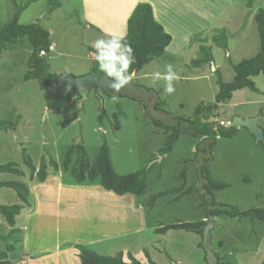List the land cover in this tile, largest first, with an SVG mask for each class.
Here are the masks:
<instances>
[{
    "label": "rangeland",
    "instance_id": "1",
    "mask_svg": "<svg viewBox=\"0 0 264 264\" xmlns=\"http://www.w3.org/2000/svg\"><path fill=\"white\" fill-rule=\"evenodd\" d=\"M80 1L60 0L61 7L50 12L47 0H0V27L12 18L15 4H27L19 23L37 22L48 30L54 47L47 54L49 73L79 77L99 72L92 44L105 35V25L111 27L110 31L122 26L118 18L103 20L102 15L107 17L105 12H100L105 24L93 25L86 19L87 13ZM94 1L86 0L88 7H94L91 4ZM97 1L106 8H115L122 20L138 0L131 3L117 0L120 4ZM150 1L154 3V8L150 5L155 20L172 39L161 57L135 73L136 85L147 90V95L128 89L130 96L112 97L90 88L80 105L74 99L75 90L66 83L57 81L40 89L36 80L23 79L30 55L25 38L1 51L0 121L10 122L12 126L0 129V165L12 162L23 176L0 172V183L23 182L29 188V196L24 204L13 189L0 186L1 205H22L14 227L0 213V253H5L0 261L80 264L79 251L74 247L85 244L102 255L122 252L125 262H129V253L141 264H147V253L157 264H209L199 234L184 230L154 232L161 225L177 221L204 220L205 210L212 205L211 196L202 187V166L211 179L227 185L214 192L215 202L235 205L240 210L264 208V150L246 128H237L232 138L217 139L211 150L207 148L209 139L183 134L170 153L161 155L159 149L165 136L151 124L152 118L165 124H177L179 118L192 119L198 104L214 101L217 76L223 82H230L234 76L233 65L259 50L253 15L258 8L264 9V0H252L251 7L246 6V0ZM221 29L227 33V51L211 39ZM201 45L210 47L213 61L195 65L193 61L200 57ZM168 64L180 77L174 82L175 93L170 96L164 93L163 80L152 79L153 73H164ZM251 79L257 91L244 88L233 92L229 102L220 104L212 112L209 121L229 126L233 116H259L258 125L264 132V75ZM104 141L119 175L153 163L142 196L126 194L112 205L110 198H97L88 188H76L89 185L72 184L68 173L61 169L55 172L51 166L47 176L58 179L51 190L45 192L41 185L46 180L29 179L23 155L30 157L36 168L41 161L49 164L50 160L60 167L69 145L83 144L89 159L93 160ZM198 143L201 149H197ZM203 147L207 149L202 151ZM183 167L186 173L181 191L189 188L188 195L174 191L181 183L175 176ZM159 192L164 193L150 205V198ZM214 220L211 243L215 254L236 264H260L264 260V224L228 217H214ZM29 243L33 246L28 247Z\"/></svg>",
    "mask_w": 264,
    "mask_h": 264
},
{
    "label": "trees",
    "instance_id": "2",
    "mask_svg": "<svg viewBox=\"0 0 264 264\" xmlns=\"http://www.w3.org/2000/svg\"><path fill=\"white\" fill-rule=\"evenodd\" d=\"M26 6L27 4L20 6L15 4L16 10L12 18L0 27V53L6 49L8 44H13L18 39L25 38L30 46V55L27 60L28 70L25 72L23 79L26 81L36 80L40 89H46L56 83L58 77L56 74L49 73L47 61V54L51 46L49 32L37 22L30 24L19 23L20 14ZM47 6L48 11L52 12L61 7V2L60 0H47ZM246 6L251 7L252 0H246ZM253 19L257 26L260 41L259 50L254 56L242 59L233 65L234 76L230 82H223L220 75L217 76L218 91L213 102L198 104L195 107L192 119L179 118L177 124H165L159 119H151V124L161 129L165 136L163 145L159 149L161 155L170 153L174 144L183 134H188L194 138L209 139L210 141L207 143L209 150L214 147L217 139H229L235 135L237 127L232 125L220 126L215 122L209 121V118L220 104L230 101L233 92L244 88H248L253 92L257 91L251 78L259 74L264 75V9L258 8L254 13ZM126 29L127 42L132 47L135 56V63L131 66L130 71L135 73H138L144 65L151 62L154 58L161 57L172 39L163 26L155 20L151 5L146 2H140L134 7L127 19ZM211 39L216 46L227 51V33L224 29L212 35ZM42 52L44 54H41ZM199 54L200 57L193 61L195 65L208 64L213 61L209 46H199ZM92 70L96 71L94 68ZM11 126L12 123L10 122L0 121V129H6ZM259 144L264 150L262 144ZM199 146L198 143L197 149H201ZM207 148L203 147L202 151ZM23 162L29 169V179L36 180V182H43L47 179V169L48 166H51L55 172L61 169L63 172L68 173L72 178V184H96L104 190L111 191L119 196L131 194L135 197H140L144 194L147 188L150 167L153 165V163L144 165L132 173L119 175L114 170L110 148L105 141L100 145L93 160L89 159L83 144H75L69 145L65 149L60 167L54 160H50L49 164L41 161L39 167L36 168L27 155H23ZM0 172L23 176L22 171L17 169L12 162L0 165ZM185 173L186 167H183L175 176L176 180H181L179 187L174 189L180 195H188L190 193L189 188L181 191L185 184ZM201 174L204 180L202 187L211 196L212 205L211 209L205 210L204 220L193 222L177 221L161 225L154 229L155 233L165 234L169 230H184L197 233L201 237L202 226L206 222L205 219L214 217H228L237 219L239 222L258 221L264 224V208L262 207L240 210L235 205L215 202L214 192L226 188L227 185L224 182H216L211 179L205 166L201 167ZM0 186L13 189L19 200L24 204L27 203L29 188L25 183L7 181L1 182ZM163 193L159 192L151 197L150 205ZM21 209L22 205L20 204L8 206L0 204V213L10 227H14L15 217L19 215ZM12 230H16V228ZM74 248L79 251L80 264H141L129 253L127 254L129 262H125L122 259V252H117L111 256L99 254L85 244H78ZM215 256L217 258L216 264H236L225 257H220L217 254ZM0 257L5 258V253H0ZM146 257L148 258L147 264H157L149 259L147 253ZM0 264H7V261L1 260ZM260 264H264V260Z\"/></svg>",
    "mask_w": 264,
    "mask_h": 264
},
{
    "label": "clouds",
    "instance_id": "3",
    "mask_svg": "<svg viewBox=\"0 0 264 264\" xmlns=\"http://www.w3.org/2000/svg\"><path fill=\"white\" fill-rule=\"evenodd\" d=\"M94 49L93 58L99 67V72L103 74V79L112 89V92L118 93L125 86L129 85L135 79V72L130 71L135 63V56L132 47L127 42L126 28L118 32H106L101 38L95 40L92 44ZM164 73H153L154 81H164V93L172 95L176 91L175 81L180 77L173 71L171 64L165 66Z\"/></svg>",
    "mask_w": 264,
    "mask_h": 264
},
{
    "label": "water",
    "instance_id": "4",
    "mask_svg": "<svg viewBox=\"0 0 264 264\" xmlns=\"http://www.w3.org/2000/svg\"><path fill=\"white\" fill-rule=\"evenodd\" d=\"M103 75L99 72H90L84 76L74 77L72 75L63 73L58 75L57 81L65 82L67 87L75 90L74 99H78L80 105L87 98V94L90 88L95 87L96 91L101 90V80ZM138 98V96H136ZM259 116L241 118L239 116H233L229 125L237 128H246L249 133L254 137L257 143H261L264 147V132L258 125ZM205 224L202 226V242L201 245L206 253V259L209 264H216L217 258L212 250L211 243V230L216 225L214 218L205 220Z\"/></svg>",
    "mask_w": 264,
    "mask_h": 264
},
{
    "label": "crops",
    "instance_id": "5",
    "mask_svg": "<svg viewBox=\"0 0 264 264\" xmlns=\"http://www.w3.org/2000/svg\"><path fill=\"white\" fill-rule=\"evenodd\" d=\"M80 1V0H79ZM95 1H97V0H95ZM94 1V3H91L94 7H88V5H87V2H86V0H82V1H80L81 2V5H82V8H83V10H86V13H87V15H86V19L87 20H89L93 25H96V24H98V23H100V25H102L103 26V23L105 24V22L103 21L104 19L106 20V19H110V20H114V21H116V19L118 18L119 19V21H120V23H121V26H122V28H119V30H116V29H113V31H110L111 30V27L110 26H106L105 25V27H104V33H106V32H118V31H122V30H124L125 28H126V22H127V19H128V17L130 16V14L132 13V11H133V9H134V7L136 6V4L138 3H136L134 6H133V8H132V10L130 11V13H129V15H126V18H124V19H120L119 17L120 16H118L119 14L117 13L118 11L115 9V8H110V7H104L102 4H100L98 1L97 2H95ZM111 1H113L114 3L113 4H120V2H118L117 3V0H111ZM138 1H140V2H142V1H145V0H138ZM145 2H148L149 4H151L152 5V7H153V2L152 1H150V0H146ZM130 3H131V0H130ZM108 5V4H107ZM122 5V4H121ZM154 8V7H153ZM102 12H105L106 14H107V17L106 16H104V15H102V19L100 18V16H101V13ZM153 15H154V12H153ZM254 16V15H253ZM86 25V27H87V23L85 24ZM127 30V29H126Z\"/></svg>",
    "mask_w": 264,
    "mask_h": 264
},
{
    "label": "bare ground",
    "instance_id": "6",
    "mask_svg": "<svg viewBox=\"0 0 264 264\" xmlns=\"http://www.w3.org/2000/svg\"><path fill=\"white\" fill-rule=\"evenodd\" d=\"M139 2V1H136L135 4ZM153 7H154V3H153ZM155 15H156V19L158 20V14L157 12H155ZM53 45V44H51ZM172 46V45H171ZM50 50L53 51L54 50V47L50 46ZM58 179L57 177H54L53 175H50L47 177L46 181L44 183H41V185L43 186L45 192L46 191H49L51 190L54 186H55V182H57ZM76 188H88V192H91V195L92 196H96L97 198H101V199H106L108 200V198H110V202L113 203H118V198L120 199H123L125 198L124 196H118L116 195L115 193L111 192V191H106V190H103V189H100L99 187H97L96 185H89V186H83V185H77ZM127 195H130V194H127ZM130 200V199H129ZM33 243H29L27 244L28 247H31L33 245H31ZM31 245V246H30Z\"/></svg>",
    "mask_w": 264,
    "mask_h": 264
},
{
    "label": "flooded vegetation",
    "instance_id": "7",
    "mask_svg": "<svg viewBox=\"0 0 264 264\" xmlns=\"http://www.w3.org/2000/svg\"><path fill=\"white\" fill-rule=\"evenodd\" d=\"M101 82H102L101 83V90L104 92H107L112 97H115L117 95H129L130 96V94L127 91L128 89L133 90L134 92H137L140 94H144V95H147L149 93L147 90L142 89L141 87L137 86L134 80L129 85H127L123 89H121L120 92L115 93V94L112 92V89H110L108 87V84L106 83V81L103 78H102ZM93 88H95V87H93ZM143 100H144L143 102H146L145 99H143Z\"/></svg>",
    "mask_w": 264,
    "mask_h": 264
},
{
    "label": "built area",
    "instance_id": "8",
    "mask_svg": "<svg viewBox=\"0 0 264 264\" xmlns=\"http://www.w3.org/2000/svg\"><path fill=\"white\" fill-rule=\"evenodd\" d=\"M41 54H44L43 52Z\"/></svg>",
    "mask_w": 264,
    "mask_h": 264
}]
</instances>
